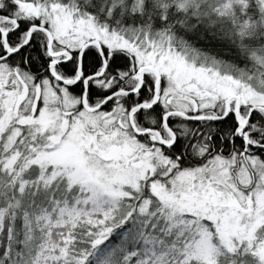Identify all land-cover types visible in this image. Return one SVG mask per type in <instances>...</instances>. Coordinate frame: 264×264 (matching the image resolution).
<instances>
[{
	"label": "snow or ice",
	"instance_id": "1",
	"mask_svg": "<svg viewBox=\"0 0 264 264\" xmlns=\"http://www.w3.org/2000/svg\"><path fill=\"white\" fill-rule=\"evenodd\" d=\"M0 264H264V0H0Z\"/></svg>",
	"mask_w": 264,
	"mask_h": 264
}]
</instances>
